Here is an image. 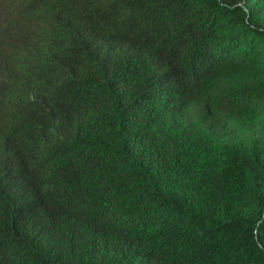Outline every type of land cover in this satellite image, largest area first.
Segmentation results:
<instances>
[{
  "label": "trees",
  "instance_id": "16d2710c",
  "mask_svg": "<svg viewBox=\"0 0 264 264\" xmlns=\"http://www.w3.org/2000/svg\"><path fill=\"white\" fill-rule=\"evenodd\" d=\"M0 264H264V0H0Z\"/></svg>",
  "mask_w": 264,
  "mask_h": 264
}]
</instances>
